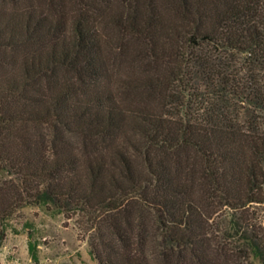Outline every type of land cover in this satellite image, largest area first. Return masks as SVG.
<instances>
[{
	"label": "trees",
	"instance_id": "obj_1",
	"mask_svg": "<svg viewBox=\"0 0 264 264\" xmlns=\"http://www.w3.org/2000/svg\"><path fill=\"white\" fill-rule=\"evenodd\" d=\"M0 171V246L51 202L99 264H264V0H0Z\"/></svg>",
	"mask_w": 264,
	"mask_h": 264
},
{
	"label": "rangeland",
	"instance_id": "obj_2",
	"mask_svg": "<svg viewBox=\"0 0 264 264\" xmlns=\"http://www.w3.org/2000/svg\"><path fill=\"white\" fill-rule=\"evenodd\" d=\"M107 33L109 49H114L117 33L112 28L107 29ZM131 70L139 72L130 68L128 62L118 59L117 76H124ZM5 175L0 171V178ZM76 217H66L51 202L24 205L7 219L6 235L0 246V264H99L87 236L79 234ZM30 243L36 246V261L31 257ZM254 261L260 264L258 259Z\"/></svg>",
	"mask_w": 264,
	"mask_h": 264
}]
</instances>
